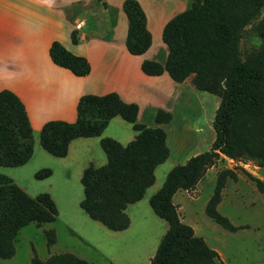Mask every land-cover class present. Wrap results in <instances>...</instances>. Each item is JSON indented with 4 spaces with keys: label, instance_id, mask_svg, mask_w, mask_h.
Instances as JSON below:
<instances>
[{
    "label": "trees",
    "instance_id": "16d2710c",
    "mask_svg": "<svg viewBox=\"0 0 264 264\" xmlns=\"http://www.w3.org/2000/svg\"><path fill=\"white\" fill-rule=\"evenodd\" d=\"M263 8L264 0H191L189 7L163 26L161 39L167 47L165 62L150 59L141 62V70L147 75L166 71L176 82L191 75L196 89L220 97L212 123L215 136L210 148L174 165L162 186L148 199L154 213L168 223L149 264H223L218 252L180 219L172 197L177 190L192 189L220 154L231 159L254 158L264 166V143L251 138L243 127L246 117L264 113V52L243 58L239 47L242 31L262 14ZM122 11L127 20L125 47L132 55L143 54L151 45L145 12L137 0H123ZM262 27L264 15L258 23V28ZM70 37L72 43H77L75 31ZM49 55L54 64L76 76H84L90 70L86 57L73 54L57 40L51 42ZM77 111L75 123L48 121L43 125L40 143L46 151L65 156L72 139L99 136L116 115L132 123L137 131L124 145L111 137H102L100 146L107 162L97 167L89 164L80 177L83 189L80 207L108 229L123 230L130 223L126 206L142 198L146 188L154 182L155 167L169 155L166 133L160 126L137 122L138 105L123 101L116 92L83 94ZM171 118L170 111L158 108L154 121L167 123ZM32 152V127L24 103L13 91L1 89L0 165H22ZM243 171L264 193V182ZM51 173V169L41 168L34 176L42 179ZM226 177L235 180L237 174L230 169L217 174L205 214L222 228L234 232L247 226L234 225L216 208ZM57 213L49 193L31 196L12 178L0 173V259L14 255L15 238L21 227L30 222H52ZM45 236L48 245L55 242L52 228L45 230ZM31 264L91 263L71 252H60L46 259L34 254Z\"/></svg>",
    "mask_w": 264,
    "mask_h": 264
},
{
    "label": "rangeland",
    "instance_id": "374dc122",
    "mask_svg": "<svg viewBox=\"0 0 264 264\" xmlns=\"http://www.w3.org/2000/svg\"><path fill=\"white\" fill-rule=\"evenodd\" d=\"M117 1L110 0L114 4ZM140 1L151 33L148 54L155 58L154 61L163 64L167 56V47L162 42L161 30L157 28L158 22L162 15H174L189 7L191 0ZM81 10L82 15L86 16H116L115 11L103 0L82 1ZM121 12L122 17L119 23L117 21L115 39L123 45L120 41L122 36H126L127 20L122 10ZM263 15L264 8L262 14L241 33L239 47L243 58L264 52V27L258 28ZM97 36L101 37L100 34ZM117 51L116 48H112L102 55L91 54L95 70L101 71L102 64L109 61L114 63V59L120 58ZM18 72L20 75L24 74H21L22 69ZM113 79L108 81L113 82ZM103 82L96 85L86 83L85 93H93L91 91L98 93L112 84ZM156 82L160 85L157 86L152 80L134 78L123 84L128 90L135 89L131 94L139 99L138 121L146 126L163 128L169 148L168 157L155 167L154 182L146 188L144 195L138 200L139 203L126 207L129 226L121 231L110 230L99 221L91 219L80 207L83 198L80 182L82 166L89 164L97 166L107 160L100 146V139L112 137L122 144H127L135 136L132 123L117 116L110 120L103 133L89 137L90 143L84 141L87 143L80 148H72L68 159L51 155L37 144L33 156L26 163L19 166L0 165V173L12 178L29 195L49 193L58 211L56 219L52 222L40 224L30 222L21 227L15 238L14 255L0 259V264H31V257L34 254L40 259H46L51 254L60 252H71L91 264H149L168 228V223L154 213L148 199L162 186L166 174L174 165L184 163L189 157L210 148L215 136L212 123L220 101L218 95L196 89L191 82V75L178 85L175 94L168 93L174 87L170 83ZM2 83L3 81H0V84ZM21 88L25 90L24 93H29L28 97L33 99V104L38 106L45 101L32 86L22 85ZM30 92H34L36 96ZM166 99L172 118L167 123L157 124L154 121V104L163 105ZM243 127L251 138L264 143V113L246 117ZM72 154L76 155L74 160ZM258 162L254 158L231 159L220 154L192 189L177 190L172 197L180 219L192 227L196 236L202 237L218 252L223 264H264V193L256 188L254 182L243 171L264 182V166ZM41 168L51 169V175L42 179L35 178V172ZM223 169L233 170L237 178L233 180L226 177L216 208L234 225L247 226L234 232L222 228L205 214V205L213 193L217 174ZM50 228L55 231L56 239L54 243L48 245L45 230Z\"/></svg>",
    "mask_w": 264,
    "mask_h": 264
},
{
    "label": "crops",
    "instance_id": "0c3cea01",
    "mask_svg": "<svg viewBox=\"0 0 264 264\" xmlns=\"http://www.w3.org/2000/svg\"><path fill=\"white\" fill-rule=\"evenodd\" d=\"M82 1L85 0H0V81H3L0 84V90L6 88L13 91L24 103L32 127L33 152L31 157L37 144L42 147L40 133L46 122H76L78 117L77 104L83 94L102 95L108 92H116L123 101L136 103L139 115V99L134 94H131L135 89L132 88V91L128 90L123 84L134 78L136 80H152L157 86L160 83L156 81H164L174 86L171 92H168L170 95L175 94V89L178 85L187 80L186 78L182 82H176L166 71L160 75L145 74L140 67L142 60L155 59L148 54L150 47L143 54L132 55L125 47V37L122 36L120 41L121 43L123 42V45L116 42L117 39L115 38L117 36L115 33L117 21L119 23L122 17L123 0H118L115 4L111 3L110 0H103L109 8L115 11L116 16L114 17L82 15ZM137 1L139 2L140 0ZM174 15H162V19L158 22V30L162 32L165 23ZM147 27L150 29L148 23ZM72 31H75L78 36L77 43H72L71 41L70 35ZM97 34H100L101 37H98ZM53 40L59 41L73 54L86 57L90 65L89 72L84 76H76L68 69L54 64L49 55V47ZM112 48L118 50L120 58L118 57V59L116 56L117 60L113 58L114 63L111 61L106 62L102 64L103 68L101 71H96L91 54L100 53L102 55L103 52ZM20 69L23 70L21 72V74L24 73L23 75L19 74L18 71ZM110 79H113L115 84L108 81ZM101 82L103 84L106 82L112 84L101 92L94 93L96 91H91L93 93H85L86 83L96 85ZM22 85L32 86V89L39 96H43L46 104L44 102L40 103L39 107L33 104V99L28 97L29 93H24L25 90H22ZM30 93L36 96L34 92ZM169 95L166 96L167 99ZM167 99L163 105L154 104V112L158 108L171 112ZM138 115L136 118L137 122H139ZM117 116L119 115L114 117ZM135 132L136 135L137 131ZM88 139L89 137L72 139L68 144L67 154L56 157L66 159L70 155L72 148H80L84 143H87L84 141H89ZM75 158L76 155L72 154V159L74 160ZM84 166H82L83 169L86 167ZM137 203L139 202L136 201L130 203V205H136Z\"/></svg>",
    "mask_w": 264,
    "mask_h": 264
}]
</instances>
